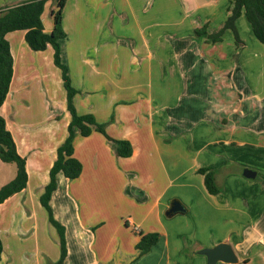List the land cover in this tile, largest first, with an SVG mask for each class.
I'll return each instance as SVG.
<instances>
[{
  "label": "crops",
  "instance_id": "1",
  "mask_svg": "<svg viewBox=\"0 0 264 264\" xmlns=\"http://www.w3.org/2000/svg\"><path fill=\"white\" fill-rule=\"evenodd\" d=\"M26 1L0 0V9ZM231 6L65 2L60 52L77 91L73 105L106 124L110 138L128 141L132 155L118 157L97 132L74 138L80 176L58 173L49 200L65 229L63 264H206L198 252L220 243L232 246L236 264H264V45L244 15L234 24L239 45L230 29L215 42L206 36L224 27ZM54 7L47 0L41 14L46 34ZM24 36H5L13 74L0 116L25 159L27 183L0 204V264H52L59 239L39 198L70 115L52 47L32 51ZM204 168L220 193L206 191L197 172ZM174 201L185 211L167 216ZM152 233L157 242L139 256L140 234Z\"/></svg>",
  "mask_w": 264,
  "mask_h": 264
},
{
  "label": "trees",
  "instance_id": "2",
  "mask_svg": "<svg viewBox=\"0 0 264 264\" xmlns=\"http://www.w3.org/2000/svg\"><path fill=\"white\" fill-rule=\"evenodd\" d=\"M47 0H27L24 3L12 7L0 9V107L4 103L12 80V55L9 44L5 38L7 33L14 31H25V42L32 51H44L48 46L53 49V63L60 70L63 87L66 91V106L70 115V122L67 126V137L56 150V158L49 170V183L45 186L39 198L41 206L46 210L50 225L56 230L60 256L57 262L52 264H63L67 248L65 242V229L53 217L49 205L50 196L56 189V175L62 173L65 178L74 180L80 176L82 166L73 156V142L77 134L87 137L92 132L102 134L107 140L115 144V153L118 157L128 158L132 155V146L128 141L110 138L106 131V124L98 123L91 114L80 115L77 113L73 98L77 91L73 88L66 66L61 61L60 41L66 37L62 28L61 15L64 4L67 0H52L55 7L51 10L53 29L46 34L43 29L41 14ZM230 15L224 27L216 34L206 35L212 42L220 39L225 29L234 33L236 44L239 45V38L235 29V21L244 15L251 27L255 38L264 45V0H230ZM206 34L196 30V35ZM0 161L5 164H14L16 174L14 178L0 188V204L10 196L22 191L26 187L27 174L25 170V159L19 156L15 143L10 132L6 129L5 121L0 116ZM199 174L204 176V186L211 195L220 193L216 185L214 172L208 169H199ZM127 226V223H125ZM158 234H140V239L135 248L139 256L147 254L151 247L157 242ZM2 254V243L0 240V259ZM51 264V263H49Z\"/></svg>",
  "mask_w": 264,
  "mask_h": 264
},
{
  "label": "water",
  "instance_id": "3",
  "mask_svg": "<svg viewBox=\"0 0 264 264\" xmlns=\"http://www.w3.org/2000/svg\"><path fill=\"white\" fill-rule=\"evenodd\" d=\"M243 175L246 178H254L255 173L250 170H244ZM185 210L181 204L174 201L166 213L167 216H172L177 213H183ZM200 255L205 256L206 264H216L222 262L225 264H236L238 258L232 246L228 243H220L212 248H204L198 252Z\"/></svg>",
  "mask_w": 264,
  "mask_h": 264
},
{
  "label": "rangeland",
  "instance_id": "4",
  "mask_svg": "<svg viewBox=\"0 0 264 264\" xmlns=\"http://www.w3.org/2000/svg\"><path fill=\"white\" fill-rule=\"evenodd\" d=\"M15 174L16 167L14 164H5L0 162V185L10 182L11 180L9 181L8 177H11V175L13 177Z\"/></svg>",
  "mask_w": 264,
  "mask_h": 264
},
{
  "label": "built area",
  "instance_id": "5",
  "mask_svg": "<svg viewBox=\"0 0 264 264\" xmlns=\"http://www.w3.org/2000/svg\"><path fill=\"white\" fill-rule=\"evenodd\" d=\"M126 223L131 227L132 231L135 232L136 234L139 233V228L136 225H133L131 222L126 221Z\"/></svg>",
  "mask_w": 264,
  "mask_h": 264
}]
</instances>
